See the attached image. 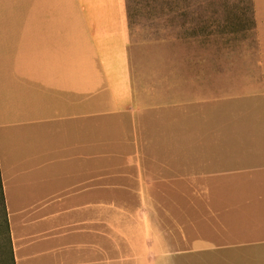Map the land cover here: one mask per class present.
<instances>
[{"label": "crops", "instance_id": "1", "mask_svg": "<svg viewBox=\"0 0 264 264\" xmlns=\"http://www.w3.org/2000/svg\"><path fill=\"white\" fill-rule=\"evenodd\" d=\"M0 185L13 264H264V60L0 0Z\"/></svg>", "mask_w": 264, "mask_h": 264}, {"label": "rangeland", "instance_id": "2", "mask_svg": "<svg viewBox=\"0 0 264 264\" xmlns=\"http://www.w3.org/2000/svg\"><path fill=\"white\" fill-rule=\"evenodd\" d=\"M125 4L130 35L137 44L213 41L221 45L222 59L254 65L264 60V36L253 0H125ZM261 8L264 16V5ZM133 57L136 65L138 56ZM252 70L254 76L261 74L260 67ZM0 264H13L1 203Z\"/></svg>", "mask_w": 264, "mask_h": 264}, {"label": "trees", "instance_id": "3", "mask_svg": "<svg viewBox=\"0 0 264 264\" xmlns=\"http://www.w3.org/2000/svg\"><path fill=\"white\" fill-rule=\"evenodd\" d=\"M0 203H1V206H2L3 214H4L5 233H6V236H7V239H8L9 250L11 252L10 239H9V233H8V227H7V221H6V214H5L4 205H3V194H2L1 185H0ZM12 263H13V259H12Z\"/></svg>", "mask_w": 264, "mask_h": 264}]
</instances>
